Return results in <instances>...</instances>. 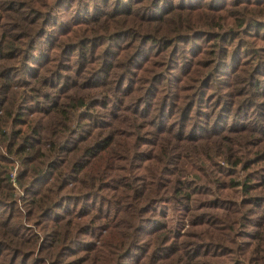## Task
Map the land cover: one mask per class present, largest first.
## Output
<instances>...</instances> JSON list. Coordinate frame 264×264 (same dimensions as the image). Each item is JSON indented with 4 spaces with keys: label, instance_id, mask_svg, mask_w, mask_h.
Wrapping results in <instances>:
<instances>
[{
    "label": "trees",
    "instance_id": "trees-1",
    "mask_svg": "<svg viewBox=\"0 0 264 264\" xmlns=\"http://www.w3.org/2000/svg\"><path fill=\"white\" fill-rule=\"evenodd\" d=\"M0 264H264V0H0Z\"/></svg>",
    "mask_w": 264,
    "mask_h": 264
},
{
    "label": "rangeland",
    "instance_id": "rangeland-1",
    "mask_svg": "<svg viewBox=\"0 0 264 264\" xmlns=\"http://www.w3.org/2000/svg\"><path fill=\"white\" fill-rule=\"evenodd\" d=\"M17 170V163H15L14 165H13V168L10 170V178L11 179H13V177L15 176V171ZM11 174L13 175V176H11ZM14 185H16L14 182H12ZM15 190H16V192L17 193H19L20 194V191L18 190V188H17V186H15ZM21 195V194H20ZM164 215L166 216V220L168 221V224L169 225H172L173 224V222H174V220L176 219L175 218V216H173L172 214H171V212H170V210L169 209H165L164 210ZM178 221V220H177ZM181 222L179 221V224H180Z\"/></svg>",
    "mask_w": 264,
    "mask_h": 264
},
{
    "label": "built area",
    "instance_id": "built-area-1",
    "mask_svg": "<svg viewBox=\"0 0 264 264\" xmlns=\"http://www.w3.org/2000/svg\"><path fill=\"white\" fill-rule=\"evenodd\" d=\"M11 176H13V175L11 174Z\"/></svg>",
    "mask_w": 264,
    "mask_h": 264
}]
</instances>
